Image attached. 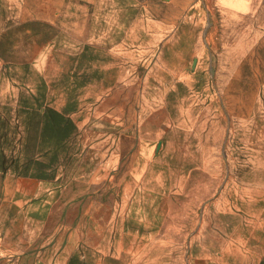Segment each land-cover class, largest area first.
Returning <instances> with one entry per match:
<instances>
[{
    "label": "rangeland",
    "instance_id": "374dc122",
    "mask_svg": "<svg viewBox=\"0 0 264 264\" xmlns=\"http://www.w3.org/2000/svg\"><path fill=\"white\" fill-rule=\"evenodd\" d=\"M102 253L264 264V0H0V264Z\"/></svg>",
    "mask_w": 264,
    "mask_h": 264
},
{
    "label": "crops",
    "instance_id": "0c3cea01",
    "mask_svg": "<svg viewBox=\"0 0 264 264\" xmlns=\"http://www.w3.org/2000/svg\"><path fill=\"white\" fill-rule=\"evenodd\" d=\"M93 251H96V250L93 249ZM99 252H103V251H99ZM104 254L105 253H102V259H101L102 262L101 261L100 262L99 261H95V262H91L90 261L89 264H106V263H109V264H111V263H113V264H122L119 257L111 258L110 255L107 256V255H104Z\"/></svg>",
    "mask_w": 264,
    "mask_h": 264
}]
</instances>
